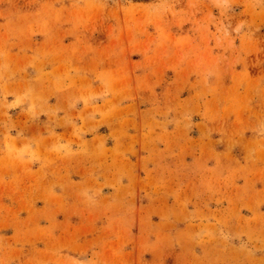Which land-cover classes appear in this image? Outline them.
<instances>
[{"label":"rangeland","instance_id":"obj_1","mask_svg":"<svg viewBox=\"0 0 264 264\" xmlns=\"http://www.w3.org/2000/svg\"><path fill=\"white\" fill-rule=\"evenodd\" d=\"M0 264H264V0H0Z\"/></svg>","mask_w":264,"mask_h":264}]
</instances>
